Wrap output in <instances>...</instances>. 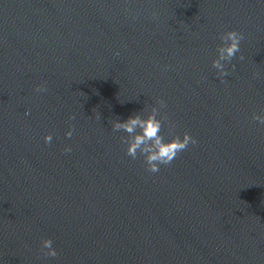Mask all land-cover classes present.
Returning <instances> with one entry per match:
<instances>
[{
  "label": "water",
  "instance_id": "1",
  "mask_svg": "<svg viewBox=\"0 0 264 264\" xmlns=\"http://www.w3.org/2000/svg\"><path fill=\"white\" fill-rule=\"evenodd\" d=\"M161 98L197 143L149 173L110 122ZM261 110L264 0H0V264H264Z\"/></svg>",
  "mask_w": 264,
  "mask_h": 264
},
{
  "label": "clouds",
  "instance_id": "2",
  "mask_svg": "<svg viewBox=\"0 0 264 264\" xmlns=\"http://www.w3.org/2000/svg\"><path fill=\"white\" fill-rule=\"evenodd\" d=\"M242 33L235 28L224 31L220 34V43L216 47V55L211 61L212 68L215 69L216 76L223 80L229 75V66L233 58L240 52ZM116 55H119L117 52ZM243 58L242 56L240 57ZM37 92L46 91L44 84H39L35 89ZM166 102L161 98L152 104L145 112H136L125 119H116L111 121L113 131L121 132L120 139L126 145V154L132 159L143 157L146 170L149 173H158L161 166L170 165L177 155L185 150L190 144H196L197 139L189 131L173 133L169 138L161 133L163 121L166 114L161 110ZM28 115L29 113H25ZM252 119L264 124V110L253 112ZM171 127L174 123L169 122ZM73 129L69 128L65 135L71 137ZM45 143H51L53 134L48 132L44 136ZM65 152H70L71 147L65 146ZM46 256L55 257L57 249L53 246L51 237L44 238L41 244Z\"/></svg>",
  "mask_w": 264,
  "mask_h": 264
}]
</instances>
